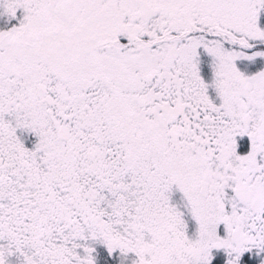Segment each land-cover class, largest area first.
<instances>
[{"label":"snow or ice","instance_id":"6c2138e0","mask_svg":"<svg viewBox=\"0 0 264 264\" xmlns=\"http://www.w3.org/2000/svg\"><path fill=\"white\" fill-rule=\"evenodd\" d=\"M0 264H264V0H0Z\"/></svg>","mask_w":264,"mask_h":264}]
</instances>
